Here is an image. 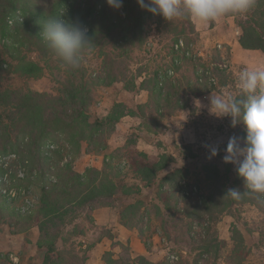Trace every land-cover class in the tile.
I'll return each instance as SVG.
<instances>
[{"label":"trees","instance_id":"trees-1","mask_svg":"<svg viewBox=\"0 0 264 264\" xmlns=\"http://www.w3.org/2000/svg\"><path fill=\"white\" fill-rule=\"evenodd\" d=\"M237 15L239 45L264 52V0H255L246 14ZM155 16L158 28L170 35L169 58L155 67L140 66L134 73L130 68L132 53L145 45V26L153 17L137 0H123L119 10L110 7L107 0H50L48 5L33 0H0V223L11 234L37 229L39 264H84L92 245L82 248L79 239L86 229L79 220L93 224L95 208L114 206L118 194L130 196L139 191L132 185H120L116 179L119 169L108 162H103L101 169L89 166L82 172L75 170L73 163L81 154L82 143H86L87 153H102L107 148L106 137L127 115L139 117L142 129L148 133L160 134L166 128L167 117L182 108L194 109L191 97L222 93L231 82L229 46H225V55L214 47L209 58L203 57L193 50L197 34L191 18L169 22L161 15ZM49 18H68L87 29L91 51L101 59L96 73L89 72L82 61L77 68L64 65L46 46L41 32ZM33 52L38 56L36 60L30 57ZM54 69L62 73L56 79L54 95L2 86L8 74L38 78ZM116 81L128 91L145 90L146 101L135 108L115 102L106 115L90 120L96 89ZM240 95L238 90L234 97ZM238 124L244 142V125ZM173 160L167 152L153 161L135 160L133 172L149 186ZM201 171L206 193L199 200L181 195L183 189L177 180L180 172L175 171L159 180L157 196L161 205L155 204L161 220L165 212L179 213L186 220L187 234H191L194 222H207L197 235V256L192 264H201L204 254L216 260L225 245L216 228L223 214L232 215L235 207L245 204L264 212V194L251 193L240 201L224 196L232 187L248 191L235 166L228 164L221 172L217 164L203 163ZM143 206L141 200L129 202L122 206L119 217L124 227L137 229L148 247L138 224ZM163 229L167 231L165 226ZM230 232V264H240L244 237L234 223ZM103 260L115 261L110 251L104 253ZM133 261L167 264L150 261L144 255L135 256ZM8 263V255L0 253V264Z\"/></svg>","mask_w":264,"mask_h":264},{"label":"rangeland","instance_id":"rangeland-1","mask_svg":"<svg viewBox=\"0 0 264 264\" xmlns=\"http://www.w3.org/2000/svg\"><path fill=\"white\" fill-rule=\"evenodd\" d=\"M33 1L40 5L50 3V0ZM70 1L67 0V2ZM238 18L237 14L226 15L207 24L191 18L197 34L193 50L199 55L209 58L214 47H219L225 55V46L230 47L231 82L222 90V93L213 91L217 95L231 94L234 96L237 94L239 90L238 76L242 69L264 68V52L261 50L258 51L260 56H249L246 63L241 54H237L236 59L233 56L229 43L237 42L241 33ZM145 27L147 30L146 43L142 49L132 53L130 68L131 72L134 73L140 66L155 67L163 62V59L169 58L170 35L165 29L158 28L154 14L147 21ZM239 50L242 49L239 48ZM30 57L33 60L38 58L34 52L30 54ZM82 62L89 72L96 73L100 67L101 59L96 51H90L84 54ZM61 76L62 73L58 69H54L53 73L46 71L38 78L8 74L4 77L2 86L14 89L30 88L48 95H54L57 88L56 79ZM144 98L147 99L146 91L144 93H141V90L128 91L120 81L109 86H100L95 91V100L89 110V119L94 120L96 117L106 115L115 102H123L128 107L135 108L136 104L143 103L141 100ZM191 107L194 109H189V117L185 121H179L176 114L167 117L164 120L166 128L160 134L148 133L142 129L139 117L127 115L131 118L122 119V117L115 130L106 137L107 148L102 153H87L85 150L86 143H82L81 154L73 163L75 170L82 172L89 166H98L96 168L101 169L103 162H108L119 169L116 179L120 185L127 184L139 188L138 193L130 196L118 194L115 197V205L107 207H112L111 209H114L116 213L118 211L119 214L123 205L135 200L143 201L144 206L140 209L141 218L138 224L143 230V238L148 245L146 247L143 244L136 228L130 229L134 231L137 238L136 242L130 245L128 241L119 243L113 240V235L109 233V229L103 225H96L94 217L93 224L79 220V223L86 229L85 235L79 239L83 244L82 248L92 245L86 252L84 264H86L89 257L88 253L93 246L100 240L107 238L111 240V244L108 246L110 241L105 244L109 248L101 253L100 264H133V258L137 256L139 248L143 251L145 248H149L154 252H160L161 249H164L163 261L167 264L193 263V258L197 256L195 249L197 235L203 232V226L207 222H194L191 234H187L184 232L186 220L179 213L172 211L171 214H167L165 212L163 219H159L155 211V204L161 205V199L159 200L157 196L158 182L165 174L179 171L180 177L177 180L183 189L181 195L191 196L193 199L199 200L206 193L201 165L203 163H215L221 172L225 171L228 164L234 167L231 163L223 162L224 149L229 137L233 135L240 138L242 147L244 142L239 135L241 125L237 124L232 127L231 117H217L205 109ZM209 146L219 149V153L215 157H210ZM162 152L172 154L174 160L160 171L155 182L149 186L144 185L133 172L135 160L153 161ZM142 153L146 157L142 156ZM228 176L230 178L231 173ZM224 177L226 178L227 175ZM100 216L103 217L104 214ZM233 223L244 237L243 260L240 264H264V212L249 204L235 207L232 215L223 214L221 216L216 228L218 238L224 241L225 245L221 247L216 260L204 254L201 264H230V255L233 249L230 229ZM164 226L167 231H164ZM35 232L38 236L37 229ZM9 234H11L9 228L0 223V253L8 255L10 260L8 264L40 263L35 244H31L33 228L28 234L17 233L16 236ZM16 238L18 240H15ZM107 251L111 252V257L115 261L104 262L103 255Z\"/></svg>","mask_w":264,"mask_h":264},{"label":"clouds","instance_id":"clouds-1","mask_svg":"<svg viewBox=\"0 0 264 264\" xmlns=\"http://www.w3.org/2000/svg\"><path fill=\"white\" fill-rule=\"evenodd\" d=\"M142 9L161 15L166 21L195 18L202 23L214 22L229 14H246L255 0H137ZM119 10L123 0H107ZM46 46L66 66L79 67L86 51H91L87 29L71 19L49 18L42 24ZM241 95H210L209 112L217 117H231V126L242 123L246 135L244 145L240 138L229 137L222 157L224 163L235 166L236 172L248 190L228 188L224 196L240 201L251 193L264 194V68L242 69L238 76ZM199 102V101H198ZM210 147V157L219 149Z\"/></svg>","mask_w":264,"mask_h":264},{"label":"crops","instance_id":"crops-1","mask_svg":"<svg viewBox=\"0 0 264 264\" xmlns=\"http://www.w3.org/2000/svg\"><path fill=\"white\" fill-rule=\"evenodd\" d=\"M229 45L231 46V51H232L235 59L237 58V54H241L242 56H244L243 60L245 63L247 62L249 56H252V55L260 56L258 49H244L239 45L238 41L234 42V43H229ZM239 48L242 50H239ZM246 51H249V52H246ZM144 92H145L144 90H141V93H144ZM212 94L217 95L214 92H210V93H207V94H204L201 96L192 97L191 102H190L191 106H194V107H197L200 109H205L206 111L209 112V99L208 98ZM145 100H146V98L141 100V102H144ZM188 117H189V108L188 107L182 108L181 110H179L176 113V118H178L179 121H185ZM128 118L130 119L131 117L125 116L122 119H128ZM96 167H98V166H96ZM111 208L112 207H101V208L95 209L93 212L94 223L96 225H103L107 229H109V233L111 235H113V240H115L116 242L123 243V242L128 241L129 244L132 245L137 240L136 234L134 233V231L124 227L121 224L118 211L116 213V212H114V209L112 210ZM101 214H104V216L101 217L100 216ZM35 230L36 229L33 228V237H31V244H35V242H36L37 234H36ZM9 235L16 236V234H9ZM15 240H18V238H16ZM105 240L104 239L100 240L89 251V253H88L89 257L86 260V264H100L101 253L105 249L109 248L105 244L107 243V241H110L108 246L111 244L110 239L107 238ZM99 251H101V252L99 253ZM163 253H164V249L163 250L161 249L160 252H154L152 249L149 250V248L148 249L145 248L144 251L140 250V248H139L137 255H144L146 258H148L150 261H153V262H161V261H163V258H164ZM132 257H134V256H132Z\"/></svg>","mask_w":264,"mask_h":264},{"label":"built area","instance_id":"built-area-1","mask_svg":"<svg viewBox=\"0 0 264 264\" xmlns=\"http://www.w3.org/2000/svg\"><path fill=\"white\" fill-rule=\"evenodd\" d=\"M171 257H173V256H171Z\"/></svg>","mask_w":264,"mask_h":264}]
</instances>
